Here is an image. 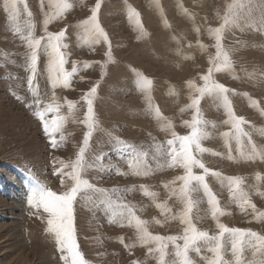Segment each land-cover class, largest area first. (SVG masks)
<instances>
[{"label":"rangeland","instance_id":"374dc122","mask_svg":"<svg viewBox=\"0 0 264 264\" xmlns=\"http://www.w3.org/2000/svg\"><path fill=\"white\" fill-rule=\"evenodd\" d=\"M25 2L32 13L35 35L39 37L43 34L42 11H49V0ZM69 2L73 5L71 10L50 23L47 30L55 33L66 29L65 70L71 71L76 62L78 71L68 87L53 89L48 79L47 57L41 52L33 81L34 97L28 85V49L10 30L2 11L3 0H0V264H64L54 237L46 232L47 214L27 203L32 184L29 173L57 193L71 186L67 176H62L57 169L61 168L60 161H73L82 146L88 130L83 123L86 105L82 97L94 85L97 86L94 98L97 128L86 152L87 162L94 167L85 173V178L101 189L129 190L120 192L119 196L123 203L133 207L137 217L148 222L151 234L179 236L183 233L179 220L170 218L182 210L172 195L180 182L173 184L172 181L184 174L183 169L169 168L167 158L156 156L153 145L166 144L171 138L162 130L166 123L172 125L177 135L189 134L190 129L184 122L190 121L193 115L188 106L189 96L194 92L187 87V82L202 85L200 78L207 74L209 60L216 52L215 41L209 38L207 29L219 27L218 14L223 16L231 0H101L98 21L110 42L111 62L105 55L109 46L103 42H87L83 30L76 27L91 16L97 0ZM260 7L261 0H256V8ZM128 8L139 14L143 33L129 22ZM25 19L22 14V24ZM222 45L229 52L232 67L228 71L213 72L212 78L229 89L228 98L235 115L246 121L244 130L257 150L264 151V115H261L264 112V31L258 25L254 28L243 23L240 27L226 28ZM86 62L90 67L85 69ZM136 73L152 81L151 103L159 109L164 118L162 122L147 109L146 96L135 85ZM36 98L41 101V109L49 104L58 106V111L49 113L47 119L64 118L63 127L55 137L56 148L51 146L40 120L34 115ZM250 100H255L257 107H250ZM66 102L74 103L71 112ZM199 108L208 122L205 126L208 138L202 141V147L208 152L198 158L206 168L221 176L240 177L241 188L250 203L256 206L257 213L264 212V160L242 159L234 139L232 159H229L221 135L229 127L223 123L226 116L220 103L204 97ZM61 135L63 141L59 139ZM114 138L148 152L147 163L151 169L148 175L130 173L126 154L117 150ZM242 142L245 151H250L248 137ZM96 157L103 159L98 161ZM194 172L201 174L202 170L197 168ZM257 174L262 178L259 181ZM206 180L224 213L219 217L220 223L264 235V218L254 215L251 208L241 211L230 198L227 187L213 176L208 175ZM142 185L156 194L155 202L142 194ZM192 199L198 201L191 214L193 223L198 230L216 235V221L211 217L203 192H194ZM155 203L166 204L170 212L162 215ZM74 217L79 250L89 264H133L134 261L157 264V258L148 253V248L138 244L135 229L109 223V214L103 205H97L95 197L78 199ZM202 256L211 258V253L203 249L199 255L190 253L193 264H206ZM223 259L233 261L230 244L223 248ZM242 259L245 264L252 261V251L246 249Z\"/></svg>","mask_w":264,"mask_h":264},{"label":"snow or ice","instance_id":"6c2138e0","mask_svg":"<svg viewBox=\"0 0 264 264\" xmlns=\"http://www.w3.org/2000/svg\"><path fill=\"white\" fill-rule=\"evenodd\" d=\"M43 3V0H41ZM49 11H42V32L43 34L37 37L35 35V24L25 0H3L2 11L6 16V20L10 26V30L14 35H18L28 49L27 54V69L30 71L28 77L29 91L36 96L34 91L33 81L37 75L38 59L41 52L47 57V72L50 86L55 89L58 86L68 87L71 77L78 71L76 62H73L71 71L65 70L67 63L65 52L67 45L64 43L66 39V29L59 32H49L48 25L61 19L73 5L69 0H49ZM101 6V0H97L94 8L91 9V16L76 25L77 28L83 30V37L89 43H101L109 46V51L105 54L108 62H111L110 42L107 34L104 32L98 21V11ZM54 9V11H53ZM26 17L21 23V16ZM127 17L129 22L135 28L143 33V26L139 19V14L131 8H128ZM221 21L219 27L207 29L209 38L215 41V57L209 60L210 67L207 74L201 76L202 85L196 86L192 81L187 82V87L194 92L189 96V109L193 111L190 121H185V125L190 129L188 135H177L172 130V125L166 123L162 126V130L170 135L171 138L166 140V144H154L153 149L155 155L161 158H167V166L175 168L179 166L183 169L184 174L177 176L172 183L179 181V187L172 190V195L176 197L181 204L182 210L171 219H178L183 225L182 235L161 236L153 235L148 230V222L141 220L136 216L132 206L123 203L119 193L122 189H101L91 184L85 178V173L93 168V164H89L86 160V152L90 145V140L97 128V122L94 115V98L97 92V86H93L89 92L83 97L86 105V112L83 123L88 129L83 137L82 146L76 154V157L70 163L60 161L61 168L57 172L62 176H67L71 181V186L62 192L50 190L38 178L29 173V179L32 184L28 190L27 203L29 207L34 209H43L47 214L46 232L51 234L56 242L57 251L61 253V260L64 264H89L79 250L77 242L74 204L80 198L92 200L95 197L97 205H103L105 212L109 214V223H116L118 226L133 227L136 233V240L140 246H146L148 253L157 258V264H193L190 253L195 252L199 255L203 250L211 253V258L201 257L206 261V264H245L242 259L243 252L251 250L254 259L248 264H264V235L258 234L255 231L239 228H229L219 222V217L224 215L219 207V201L211 191L206 177L213 176L226 186L230 198L234 200L240 207L241 211L252 209L254 215L259 218H264V212L257 213L256 206L250 203L248 195L241 188L242 179L240 177H224L219 172L211 171L198 158L199 155L208 152L202 147V141L208 138V133L205 131V126L208 124L203 119L202 112L199 108L201 100L204 97L213 98L220 103L224 111L226 119L224 125L229 127V131L223 132L222 138L225 142V147L229 151V159L231 156V141L234 139L236 143V151L244 160H264V151H258L252 143L249 134L244 130L246 121L242 117L235 115L232 104L228 98L229 89L217 83L213 78V72L219 73L231 69L230 55L223 48L222 39L223 32L226 28L244 26L256 27L259 26L261 31H264V0H261V7L256 8V0H231V3L226 4L223 16H219ZM203 49V45H199ZM90 67L89 63L84 64V68ZM102 68L105 65H101ZM102 76L104 73L102 72ZM135 85L139 91H142L146 96V107L153 113L158 122L163 121V117L158 108H154L151 103L150 89L152 81L144 77L142 74L136 73ZM19 98V97H18ZM36 110L34 115L40 120L45 135L49 138V143L53 148L58 146V141L55 138L56 134L63 127L64 118L54 116L51 120L47 119L49 113L58 111V106L52 104L46 105L43 109L40 108L41 101L35 99ZM69 112L75 107L73 102H66ZM31 107V105H29ZM250 107H257L255 100H250ZM264 115V112H261ZM214 126V125H213ZM248 137V145L250 151H245L243 139ZM60 141L64 140V136H60ZM117 145V150L126 154L127 166L132 175L145 176L148 175L151 169L148 167L147 157L148 152L141 150L139 147L114 138ZM216 155V153H211ZM103 157H96V160L102 161ZM201 169V174H196L194 169ZM64 169H70L64 172ZM117 174H122L117 171ZM261 176L257 174L256 180H261ZM63 184V179L61 181ZM167 187V185H165ZM197 191H202L209 206V212L214 221L218 233L209 235L207 231L198 230L193 223L191 214L198 201L192 199V194ZM141 192L145 197L151 198L154 202L156 194L150 192L145 186H141ZM81 194L85 195L82 197ZM115 196V198H114ZM155 206L161 211L162 215L170 212L166 204L155 203ZM158 223V222H157ZM182 241V242H181ZM123 243V240L120 241ZM225 244H230L233 261H225L223 259V248ZM171 245V251L169 246ZM126 247H129L126 245ZM171 256V259L167 257ZM133 264H136L134 261Z\"/></svg>","mask_w":264,"mask_h":264},{"label":"bare ground","instance_id":"6f19581e","mask_svg":"<svg viewBox=\"0 0 264 264\" xmlns=\"http://www.w3.org/2000/svg\"><path fill=\"white\" fill-rule=\"evenodd\" d=\"M13 222H15V221H13ZM15 223H16V222H15ZM21 254H22V253H21ZM27 256H29V253H28ZM23 258H25V257H23ZM28 258H29V257H28ZM28 258L26 257V259H28ZM26 259H24V260H26ZM26 261H28V260H26ZM26 261H25V262H26ZM29 261H30V260H29ZM29 261H28V262H29ZM14 262H15V261H14Z\"/></svg>","mask_w":264,"mask_h":264}]
</instances>
